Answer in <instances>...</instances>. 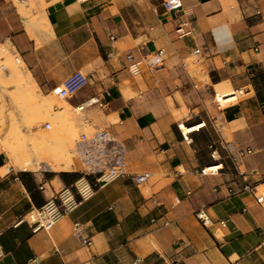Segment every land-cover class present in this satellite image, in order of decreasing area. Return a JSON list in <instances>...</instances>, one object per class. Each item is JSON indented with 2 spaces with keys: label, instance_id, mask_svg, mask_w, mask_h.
<instances>
[{
  "label": "crops",
  "instance_id": "crops-1",
  "mask_svg": "<svg viewBox=\"0 0 264 264\" xmlns=\"http://www.w3.org/2000/svg\"><path fill=\"white\" fill-rule=\"evenodd\" d=\"M183 4L193 34L178 38L177 13L159 0H44L31 14L0 0V46L14 48L24 79L50 91L67 73L86 74L89 83L75 96L80 104L65 98L59 111L92 96L107 101L104 120H115L108 130L125 143L132 173L91 187L50 230H34L26 213L75 183L81 163L42 175L12 165L0 147V264H264V202L250 190L230 193L240 185L230 172L201 173L225 165L210 148L223 142L250 148L247 182L264 181V0ZM159 49L161 65L146 64L140 79L130 73L129 51L149 60ZM196 49L211 83L204 96L225 86L242 91L224 106L214 99L219 114L209 113L211 130L193 119L194 104L184 123L148 101L154 89L195 93V76L182 61ZM124 91L139 96L125 98ZM144 172L150 177L138 183L135 175ZM198 209L209 216L206 225Z\"/></svg>",
  "mask_w": 264,
  "mask_h": 264
},
{
  "label": "rangeland",
  "instance_id": "rangeland-1",
  "mask_svg": "<svg viewBox=\"0 0 264 264\" xmlns=\"http://www.w3.org/2000/svg\"><path fill=\"white\" fill-rule=\"evenodd\" d=\"M15 4L22 14H24V11L26 9V11L31 14V9H38L41 5H44V0H15ZM40 27L41 29L46 30V27L42 23L40 24ZM5 51L6 50H0V52L3 54L2 55L0 53V147L4 149L11 164L20 168H22V166L20 165L18 159L22 157L21 155H25L26 153H28L29 156H31V159H33V165L29 169L33 171H35L42 163H49L51 169H54L50 160L51 158H55L57 154H59L58 157L61 156V158L66 154L70 157L72 156L71 158L73 159L74 163L76 159V140L80 137V135L82 133L92 135L97 129H109V123L115 121L104 120L107 107H100L98 104H94L82 110H79V108L77 107L75 109L71 108L69 110L71 117L66 121H62L59 118L60 111L62 109L60 111L59 109L63 106L61 102L64 98L59 97L56 94L55 89L61 86L64 81L71 76L72 73H67L65 77H62L61 81L57 83L50 91L43 90L40 87L37 88V93L39 94L40 100H46L49 98L48 100H51L53 102V107H41L38 106L37 102L32 99V97L27 95V91L20 88L21 86L24 87L23 84L20 85L21 82H15L16 79H14L12 74L14 71L13 68L17 65L19 66L18 68L20 70L21 67V64L18 63L16 59L18 57V55H16V51L14 50V48L12 49V52H10L9 49L7 50V52ZM7 54L11 55L12 58ZM6 55L11 59H8ZM152 58L153 55H150L148 57L149 60L142 61V66L140 67V71L138 73H132L129 68L130 73L133 74L136 78L140 79L141 70L144 66H146V64L149 67H157L154 65H149L148 62ZM6 59H8L9 62L11 60L13 62L11 61L10 63H7L8 61ZM184 65L187 66V71H189L191 75L195 76V93H191V90L183 93H161L154 89V91H151L148 94V101L153 102L152 109L154 108V106L159 107L160 105H162L164 109L173 111L179 121H183L184 123L185 120L182 118L187 117L190 114L191 107H189V105L194 104V113H196L197 115L194 116L193 119H205V125L201 129L211 130L213 129V125L212 120L209 118V113H211L212 115H218L219 108L215 105L214 99L216 98L214 94L208 92L206 96H204L203 94V88L206 85V82H208V84H211L208 78V74L205 70V66L202 60L199 59L198 55L196 54H191L188 58L184 59L182 61V66L184 67ZM129 82L130 81H128V83ZM88 83L89 81L85 85L78 88L73 96L66 99L73 105L80 104L77 103L75 96ZM186 85L187 84H185V86ZM24 95L25 97H23ZM123 95L125 96V98H128L131 96H139V93L124 91ZM30 98L31 100H29ZM204 99H206V102L203 101ZM100 100L105 102V100L101 98ZM174 101L175 104H181L182 107L180 109H176L174 106ZM105 103H107V101ZM47 124H49V127H47ZM224 128L225 132L228 131L226 127ZM36 141L38 143H41V145L37 146L43 147L47 151V153L46 151L43 153L39 151L37 152L34 144L36 143ZM50 147L55 148H52L51 150ZM59 147H61L60 149L62 150H57V148ZM218 147L221 154V157L218 156V159L225 163L224 169L222 171L230 172L233 176V179H236L234 180L236 182L237 178H234L236 168L232 165L231 160L228 157V151L221 145ZM57 151L59 152L56 154ZM43 160L45 162H41ZM61 161L63 162V160ZM73 163L69 166V168L73 166ZM58 168L60 167H57V169ZM242 169L244 170L243 167ZM261 182L264 181H260L258 183ZM261 190H264V185L261 186Z\"/></svg>",
  "mask_w": 264,
  "mask_h": 264
},
{
  "label": "built area",
  "instance_id": "built-area-1",
  "mask_svg": "<svg viewBox=\"0 0 264 264\" xmlns=\"http://www.w3.org/2000/svg\"><path fill=\"white\" fill-rule=\"evenodd\" d=\"M162 8L166 12L177 13V24L175 27V34L178 38H184L193 34V22L188 17L183 0H159ZM200 49L193 51V54H199ZM128 61H130V71L132 73H138L142 66L143 59H136L132 52H128L126 55ZM164 51L159 49L153 55V58L148 62L149 65L158 66L163 63ZM187 66L184 65V68ZM88 76L80 71H76L68 77L64 83L55 89L56 94L61 98H70L73 96L78 88L85 85L88 82ZM242 91H233L231 98H234L238 93ZM215 100L222 106L221 100L215 95ZM98 104L100 107H105L106 103L101 101L99 97L92 96L82 102L83 109ZM49 127V124H47ZM185 139L188 137L185 135ZM222 147L228 151V157L231 160L232 165L236 168L234 178L240 185L238 187H228L230 193H238L243 190H250L255 196L258 202H264V190H261V184L248 183L247 172L242 169L243 156L245 153H250L252 150L247 148L245 151L237 149L234 146H224L223 142L219 143ZM212 149L211 156L215 160H218L219 149L216 143H211ZM76 158L81 163L80 173L82 176L75 181L72 185L65 186L55 194H53L47 201L40 207L32 208L26 213L27 221L33 225V229H45L50 230L57 221L65 214L73 211L80 203L78 196L84 198L90 195L91 187L102 186L117 178L123 176H130L132 173L128 169L127 162V147L125 143L120 140L108 129H97L92 135L82 133L76 140L75 145ZM211 165V164H210ZM207 166L201 169L202 174L218 175L223 169L224 165L218 167L214 172L208 171ZM51 167L47 163H42L35 170L36 173L44 174L50 171ZM150 177V173L144 172L142 174L135 175V179L138 183L146 181ZM84 179L88 183L89 189L87 193H84L80 186L79 180ZM236 180V179H234ZM40 189H44L43 184L40 185ZM196 216L202 221L203 224L209 222V216L204 209H198ZM86 244H90L91 240H86ZM57 251H59L57 249ZM68 264V263H66Z\"/></svg>",
  "mask_w": 264,
  "mask_h": 264
},
{
  "label": "bare ground",
  "instance_id": "bare-ground-1",
  "mask_svg": "<svg viewBox=\"0 0 264 264\" xmlns=\"http://www.w3.org/2000/svg\"><path fill=\"white\" fill-rule=\"evenodd\" d=\"M9 45V44H8ZM3 46V44L0 46V50L2 51H4V50H6L5 52H7V48L6 47H2ZM9 47H10V45H9ZM1 53V52H0ZM2 54V53H1ZM9 54H11V53H9ZM9 54H7V55H9ZM3 55V54H2ZM1 55V56H2ZM6 55V57H8ZM11 58H12V56L11 55H9ZM11 58H9L8 57V59H11ZM8 59H6L7 61H8ZM17 62L18 63H22V60H21V58L18 56L17 58ZM2 60V59H1ZM12 61V60H11ZM10 61V62H11ZM9 61L7 62V63H10ZM13 62V61H12ZM17 63V64H18ZM12 64V63H11ZM9 65V64H8ZM16 65V64H15ZM13 66H14V63H13ZM8 67H10V66H8ZM19 66H17L16 65V67L14 66V71H13V77H14V79H16V81L15 82H17L18 81V83L19 82H21L20 83V85L21 84H23V86L24 87H20L22 90H25V91H27L28 92V94L27 95H29L30 97H32V99H34L36 102H37V104H38V106H41V107H53V102L51 101V100H48V99H43V100H40V98H39V94L37 93V88L36 87H34L33 86V84L31 85L26 79H24L21 75V73H20V70H19V68H18ZM25 71H27V69L25 70ZM10 72H12V71H10ZM29 73V72H28ZM29 79V78H28ZM233 90L230 88V87H226L225 86V88L224 87H222V88H219V95L217 94V96L219 97V99L221 100V103H222V106H224L223 105V103H229L228 101H231V100H233L234 98H231V96H232V94H233V92H232ZM26 92V93H27ZM23 95V94H22ZM23 97H25V95L23 96ZM17 98V97H16ZM65 99V98H64ZM29 100H31V98L29 99ZM33 103V102H32ZM35 103V102H34ZM61 104H63V105H65V101L63 100L62 102H61ZM77 108H79V110H82L83 109V106H82V104L81 105H79ZM71 108H70V106L67 104L66 105V108L64 107V109H62L61 111H60V115H59V118L62 120V121H66V120H68L71 116H70V110ZM72 109H74V108H72ZM57 118V117H56ZM72 119V118H71ZM72 123V122H71ZM198 126V125H197ZM195 128V127H194ZM182 129L185 131V132H188L190 129H191V127L190 128H187V127H185L184 125H182ZM38 140V139H37ZM64 140V139H63ZM39 141V140H38ZM33 143V142H32ZM35 144V149L37 150V152L39 151V152H45L46 150L43 148V147H39V146H37V145H41V143H38L37 141H36V143H34ZM44 146V145H43ZM24 148V147H23ZM47 148H49V147H47ZM52 148L54 149L55 147H50V149L52 150ZM61 147H59V148H57V150L59 149V150H62V149H60ZM56 150V149H55ZM59 151H57L56 152V154L58 153ZM17 153V152H16ZM46 153H47V151H46ZM55 154V153H54ZM65 154V153H64ZM58 155L59 154H57V156L55 157V158H51V160H50V162H51V164L53 165V167H54V169H57V167H60V168H58L57 170H62V169H69V166L73 163V159L70 157V156H68L67 154L65 155V156H63L62 158H61V156L60 157H58ZM19 156V155H18ZM22 157H20V159H18L19 160V163H20V165L22 166V168H24V169H29V168H31V166L33 165V159H31V156H29V154L28 153H26L25 155H21ZM44 156V155H43ZM50 156V155H49ZM46 160V159H45ZM61 160H63V162L61 161ZM41 162H45L44 160L43 161H41ZM47 162V161H46ZM49 162V161H48ZM47 164H49V163H47ZM218 168V166L217 165H214V166H209V167H207V172L209 171H215L216 169ZM53 169V168H52ZM79 186H80V188H81V190L84 192V193H87L88 192V189H89V185H88V183L87 182H85V180L84 179H81V180H79Z\"/></svg>",
  "mask_w": 264,
  "mask_h": 264
},
{
  "label": "trees",
  "instance_id": "trees-1",
  "mask_svg": "<svg viewBox=\"0 0 264 264\" xmlns=\"http://www.w3.org/2000/svg\"><path fill=\"white\" fill-rule=\"evenodd\" d=\"M75 175L78 176V178L82 176V174L80 172L75 173Z\"/></svg>",
  "mask_w": 264,
  "mask_h": 264
}]
</instances>
